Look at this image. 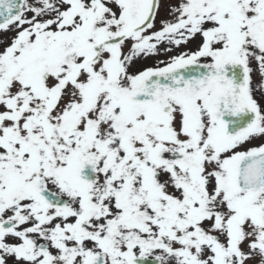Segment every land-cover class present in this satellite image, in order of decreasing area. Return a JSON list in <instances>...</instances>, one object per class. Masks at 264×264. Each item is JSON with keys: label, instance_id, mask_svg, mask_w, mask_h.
<instances>
[{"label": "snow or ice", "instance_id": "obj_1", "mask_svg": "<svg viewBox=\"0 0 264 264\" xmlns=\"http://www.w3.org/2000/svg\"><path fill=\"white\" fill-rule=\"evenodd\" d=\"M0 264H264V0H0Z\"/></svg>", "mask_w": 264, "mask_h": 264}]
</instances>
